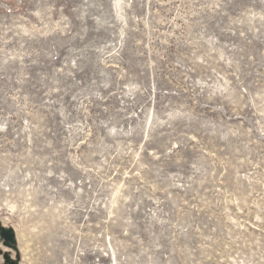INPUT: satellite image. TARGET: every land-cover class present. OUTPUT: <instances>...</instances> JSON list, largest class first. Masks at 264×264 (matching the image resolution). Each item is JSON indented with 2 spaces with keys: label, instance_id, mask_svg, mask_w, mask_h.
Segmentation results:
<instances>
[{
  "label": "rangeland",
  "instance_id": "obj_1",
  "mask_svg": "<svg viewBox=\"0 0 264 264\" xmlns=\"http://www.w3.org/2000/svg\"><path fill=\"white\" fill-rule=\"evenodd\" d=\"M0 264H264V0H0Z\"/></svg>",
  "mask_w": 264,
  "mask_h": 264
},
{
  "label": "water",
  "instance_id": "obj_2",
  "mask_svg": "<svg viewBox=\"0 0 264 264\" xmlns=\"http://www.w3.org/2000/svg\"><path fill=\"white\" fill-rule=\"evenodd\" d=\"M12 237V234L11 233H6V238L9 239Z\"/></svg>",
  "mask_w": 264,
  "mask_h": 264
}]
</instances>
